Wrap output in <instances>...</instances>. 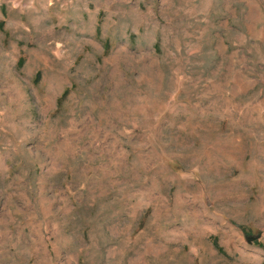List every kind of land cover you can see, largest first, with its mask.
Here are the masks:
<instances>
[{
  "label": "rangeland",
  "instance_id": "rangeland-1",
  "mask_svg": "<svg viewBox=\"0 0 264 264\" xmlns=\"http://www.w3.org/2000/svg\"><path fill=\"white\" fill-rule=\"evenodd\" d=\"M0 264H264V0H0Z\"/></svg>",
  "mask_w": 264,
  "mask_h": 264
},
{
  "label": "water",
  "instance_id": "water-1",
  "mask_svg": "<svg viewBox=\"0 0 264 264\" xmlns=\"http://www.w3.org/2000/svg\"><path fill=\"white\" fill-rule=\"evenodd\" d=\"M258 237H259V234H252V233L245 234V238L248 242H252L254 239Z\"/></svg>",
  "mask_w": 264,
  "mask_h": 264
},
{
  "label": "trees",
  "instance_id": "trees-1",
  "mask_svg": "<svg viewBox=\"0 0 264 264\" xmlns=\"http://www.w3.org/2000/svg\"><path fill=\"white\" fill-rule=\"evenodd\" d=\"M21 61H22V60H20V62H21ZM21 63H22V62H21ZM212 240H213V244L217 247V249L221 250L222 247L218 244L217 238L214 237Z\"/></svg>",
  "mask_w": 264,
  "mask_h": 264
}]
</instances>
